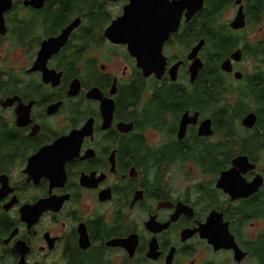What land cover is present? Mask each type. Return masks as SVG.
<instances>
[{"label":"flooded vegetation","instance_id":"obj_1","mask_svg":"<svg viewBox=\"0 0 264 264\" xmlns=\"http://www.w3.org/2000/svg\"><path fill=\"white\" fill-rule=\"evenodd\" d=\"M2 1L0 264H264V0H195L160 78L132 0Z\"/></svg>","mask_w":264,"mask_h":264},{"label":"water","instance_id":"obj_2","mask_svg":"<svg viewBox=\"0 0 264 264\" xmlns=\"http://www.w3.org/2000/svg\"><path fill=\"white\" fill-rule=\"evenodd\" d=\"M5 1L11 2V0ZM43 1L44 0H40V2ZM2 2H4V0ZM187 3H190L191 5H196L191 7L187 5ZM201 6L202 2L199 1V3H197L195 0H132L129 7L125 9L124 17L115 21L109 28V30L106 32V35L110 38L113 37L112 39L116 43H123L128 45V49L131 56L138 60L139 66L144 70L145 77L151 76L152 71L150 70V68H152L153 66L159 67V62H161L162 64L157 74V77L160 78L166 65V59L162 55L164 41L169 37L170 33L177 28L178 22L182 16L183 11L188 9L189 12L187 14V17L191 18L195 13H197L201 9ZM141 19L144 20L145 25H141ZM73 28L74 27L72 25V27L66 30V38ZM140 28L143 29V36H150V34L154 33V29L156 32L160 29L167 28L166 34L160 33L158 36H155V34H153L154 36L150 37V39L153 40H150V43H154L155 45L157 44L156 46L158 47L155 49L156 51L154 50V54L159 51V55L157 54L153 57H141L139 55L138 50L136 48V41L140 43L138 40V36L140 35V33L138 34V31ZM156 28H158V30ZM115 32H120L121 34L116 35ZM255 120V117L250 115V117L248 116L244 120V124L250 126V123H254ZM185 123L187 122H184V124Z\"/></svg>","mask_w":264,"mask_h":264},{"label":"rangeland","instance_id":"obj_3","mask_svg":"<svg viewBox=\"0 0 264 264\" xmlns=\"http://www.w3.org/2000/svg\"><path fill=\"white\" fill-rule=\"evenodd\" d=\"M224 143H225L226 145L230 146L229 142H228L226 139L224 140Z\"/></svg>","mask_w":264,"mask_h":264}]
</instances>
